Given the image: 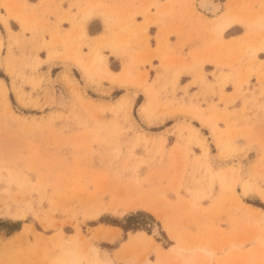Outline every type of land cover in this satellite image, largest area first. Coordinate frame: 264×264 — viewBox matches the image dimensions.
I'll return each instance as SVG.
<instances>
[{"label": "rangeland", "instance_id": "rangeland-1", "mask_svg": "<svg viewBox=\"0 0 264 264\" xmlns=\"http://www.w3.org/2000/svg\"><path fill=\"white\" fill-rule=\"evenodd\" d=\"M159 1L0 0V264H264V0Z\"/></svg>", "mask_w": 264, "mask_h": 264}, {"label": "bare ground", "instance_id": "bare-ground-1", "mask_svg": "<svg viewBox=\"0 0 264 264\" xmlns=\"http://www.w3.org/2000/svg\"><path fill=\"white\" fill-rule=\"evenodd\" d=\"M214 2V1H213ZM200 7L204 10V11H206V12H208V13H212V14H215V13H217L220 9H221V6H220V4L219 3H212L211 1H202L201 3H200ZM96 58V57H95ZM108 75V74H107ZM151 233H152V235H154V236H158L159 234H160V230L158 229V226L156 225V223H153L152 225H151Z\"/></svg>", "mask_w": 264, "mask_h": 264}, {"label": "crops", "instance_id": "crops-1", "mask_svg": "<svg viewBox=\"0 0 264 264\" xmlns=\"http://www.w3.org/2000/svg\"><path fill=\"white\" fill-rule=\"evenodd\" d=\"M159 2H161V3H166L167 2V4L168 3H170V1H167V0H160ZM221 10L220 11H222L223 10V8H224V4L223 3H221ZM160 8V7H159ZM165 8L166 7H162L161 8V11L160 12H162L163 11V9L165 10ZM150 15H153L154 14V10H151L150 11ZM196 14H198V15H200V16H203L204 18H206V20H208V19H212L213 18V16H211V15H209V14H207V13H204V12H201V11H199V10H196V12H195ZM169 27H172V23L171 22H169ZM154 33H157L158 34V36H160V41H161V43H162V39H164L165 37H166V35H165V30H162L161 32H157V30L155 29L154 30ZM165 36V37H164ZM170 36H172V35H170ZM169 41H170V43H171V38L169 37ZM164 42V41H163Z\"/></svg>", "mask_w": 264, "mask_h": 264}]
</instances>
